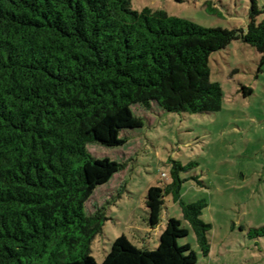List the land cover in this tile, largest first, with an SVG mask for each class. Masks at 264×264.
I'll return each mask as SVG.
<instances>
[{"label":"trees","instance_id":"obj_1","mask_svg":"<svg viewBox=\"0 0 264 264\" xmlns=\"http://www.w3.org/2000/svg\"><path fill=\"white\" fill-rule=\"evenodd\" d=\"M249 1L244 30L135 10L131 0H0V264H198L192 246L179 243L189 230L173 217L155 250L121 236L96 260L91 244L107 217L87 203L122 164L94 157L88 145H125L122 132L143 127L134 105L221 110L210 56L243 41L264 64V6ZM173 177L148 190L150 224L173 193L207 257L212 224L201 214L208 203L182 201V181ZM251 234L264 237V226Z\"/></svg>","mask_w":264,"mask_h":264},{"label":"rangeland","instance_id":"obj_2","mask_svg":"<svg viewBox=\"0 0 264 264\" xmlns=\"http://www.w3.org/2000/svg\"><path fill=\"white\" fill-rule=\"evenodd\" d=\"M135 10L149 7L192 20L205 27L249 25V0H131ZM264 6V1H259ZM261 54L243 41H233L210 56L211 79L224 92L222 109L214 113L166 112L134 105L143 127L122 132L119 147L88 145L96 158L122 164L109 182L99 186L87 203L94 213L103 208V233L91 254L103 262L113 242L126 236L136 246L155 250L169 218L182 222L189 235L179 239L198 253V264H264V237L251 230L264 226V64ZM244 87L252 88L245 95ZM177 172L181 200L208 203L201 219L212 224L211 253L204 256L196 235L184 219L174 194L165 196L159 223L150 224L147 194L166 187Z\"/></svg>","mask_w":264,"mask_h":264}]
</instances>
